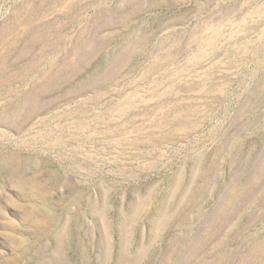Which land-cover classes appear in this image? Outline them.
I'll list each match as a JSON object with an SVG mask.
<instances>
[{"label": "rangeland", "instance_id": "obj_1", "mask_svg": "<svg viewBox=\"0 0 264 264\" xmlns=\"http://www.w3.org/2000/svg\"><path fill=\"white\" fill-rule=\"evenodd\" d=\"M0 264H264V0H0Z\"/></svg>", "mask_w": 264, "mask_h": 264}]
</instances>
